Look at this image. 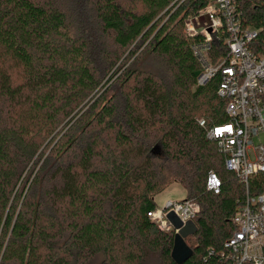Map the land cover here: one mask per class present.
Instances as JSON below:
<instances>
[{
	"label": "trees",
	"instance_id": "obj_1",
	"mask_svg": "<svg viewBox=\"0 0 264 264\" xmlns=\"http://www.w3.org/2000/svg\"><path fill=\"white\" fill-rule=\"evenodd\" d=\"M210 2L0 0V264H176L173 232L148 213L178 180L200 206L185 264H224L245 189L207 139L229 122L227 102L220 75L196 86L202 37L184 24ZM238 2L244 27L261 30L251 49L264 55V2ZM225 41L213 37L212 63ZM210 172L220 195L206 190ZM262 181L251 180V195Z\"/></svg>",
	"mask_w": 264,
	"mask_h": 264
},
{
	"label": "built area",
	"instance_id": "obj_2",
	"mask_svg": "<svg viewBox=\"0 0 264 264\" xmlns=\"http://www.w3.org/2000/svg\"><path fill=\"white\" fill-rule=\"evenodd\" d=\"M184 1L177 3L181 5ZM202 18H207L209 23L198 29L194 21ZM242 20L238 0H211L198 16L186 19L184 24L189 37H202L193 47L202 66L196 86H205L220 75L217 95L227 102L229 122L209 129L207 139L218 144L226 157L225 169L235 174L245 189V198L231 221L234 234L225 242L219 256L224 264H264V191L256 196L249 191L251 180L264 175V139H260L264 137V55H257L251 49L261 30L244 27ZM220 31L226 34L227 55L212 63L209 53L213 37ZM199 125L204 128L205 121ZM221 189V179L210 172L206 190L217 196ZM199 213L197 203L180 201L168 202L164 209L157 207L148 217L160 231L173 232L175 236L179 230L169 220L170 214L185 226L194 222ZM213 254L210 250V255Z\"/></svg>",
	"mask_w": 264,
	"mask_h": 264
},
{
	"label": "rangeland",
	"instance_id": "obj_3",
	"mask_svg": "<svg viewBox=\"0 0 264 264\" xmlns=\"http://www.w3.org/2000/svg\"><path fill=\"white\" fill-rule=\"evenodd\" d=\"M205 26H203L202 27V29L204 28ZM146 44L145 45H143L140 49H139V51H138V53L133 57V58H131V59H129L128 60V63H127V65H126V67H128V66H132L133 65V67H134V65H135V63H136V61H135V59L138 57V55L142 52V51H144L145 49H146ZM135 61V62H134ZM149 62V60H141V59H139V60H137V64H138V66H143V65H146L147 63ZM110 77L103 83V85L104 84H108V82H110ZM113 82H111V83H109V85H111ZM106 84V85H107ZM134 82H131L130 83V86L132 87H134ZM115 89H116V91L117 90H119V87H118V85H115ZM127 91H129V90H127ZM260 139L261 140H263L264 139V137L262 136V137H260ZM259 139H255V141H258ZM250 159L253 161L254 160V156H253V154L250 152ZM29 177V175L28 176H26V179ZM26 181V180H25ZM179 180L177 181V183H171L170 185L168 184L165 188H164V190L160 193V194H157L156 196H155V202H156V204H157V207L159 208V209H164V207L166 206V204L168 203V202H180V201H184L186 198H187V193L185 192V190L180 186V184H179ZM169 186V187H168ZM23 187H24V185H23ZM22 187V188H23ZM187 244L189 245V246H193L194 244H195V241H194V238H188L187 239Z\"/></svg>",
	"mask_w": 264,
	"mask_h": 264
},
{
	"label": "water",
	"instance_id": "obj_4",
	"mask_svg": "<svg viewBox=\"0 0 264 264\" xmlns=\"http://www.w3.org/2000/svg\"><path fill=\"white\" fill-rule=\"evenodd\" d=\"M169 220L173 222L175 229L179 230L174 236L171 258L176 264H185L194 254L193 249L187 244V239L197 233V226L194 222H188L183 226L174 214L169 215Z\"/></svg>",
	"mask_w": 264,
	"mask_h": 264
}]
</instances>
